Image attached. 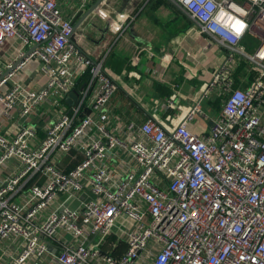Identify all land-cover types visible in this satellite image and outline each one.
Segmentation results:
<instances>
[{
	"label": "built area",
	"instance_id": "built-area-1",
	"mask_svg": "<svg viewBox=\"0 0 264 264\" xmlns=\"http://www.w3.org/2000/svg\"><path fill=\"white\" fill-rule=\"evenodd\" d=\"M174 1L228 51L205 90L221 108L201 134L188 127L206 116L201 100L171 130L113 127L106 55L81 50L59 0H0V50L22 42L0 56V101L18 115L13 134L0 132V264H264V0ZM34 59L45 82L33 89L16 77ZM84 75L39 138L29 118Z\"/></svg>",
	"mask_w": 264,
	"mask_h": 264
},
{
	"label": "crops",
	"instance_id": "crops-1",
	"mask_svg": "<svg viewBox=\"0 0 264 264\" xmlns=\"http://www.w3.org/2000/svg\"><path fill=\"white\" fill-rule=\"evenodd\" d=\"M96 1L59 3L64 15L76 26ZM73 39L93 59L106 55L105 70L118 85L109 105L113 127L156 119L171 130L199 100L206 116L197 115L190 120V130L197 134L206 132L218 117L221 101L211 93L206 95L205 90L228 51L201 32L174 0H103L78 24ZM21 47L20 38L9 40L0 50L2 60L15 58ZM38 66L37 59L30 61L17 81L27 88L43 86L45 78ZM79 83L77 96L84 85ZM75 101L76 98L70 103L66 96L60 102L50 98L40 105L29 118L38 127L37 136L44 137L45 127L69 111ZM17 120L18 115L9 118L5 114L0 101V132L13 134ZM75 155L59 157L58 166L65 170L75 166L82 158L79 153ZM124 248L122 244L117 253Z\"/></svg>",
	"mask_w": 264,
	"mask_h": 264
},
{
	"label": "water",
	"instance_id": "water-1",
	"mask_svg": "<svg viewBox=\"0 0 264 264\" xmlns=\"http://www.w3.org/2000/svg\"><path fill=\"white\" fill-rule=\"evenodd\" d=\"M103 0H97L82 16V19L76 24V26L74 27V31L77 29L78 24L85 18L87 17L98 5H100V3ZM77 98V91L74 90L72 91L68 96H67V101H69L70 103L73 102V99Z\"/></svg>",
	"mask_w": 264,
	"mask_h": 264
},
{
	"label": "trees",
	"instance_id": "trees-1",
	"mask_svg": "<svg viewBox=\"0 0 264 264\" xmlns=\"http://www.w3.org/2000/svg\"><path fill=\"white\" fill-rule=\"evenodd\" d=\"M243 66H244V62H242L241 65L239 66V70H241L243 68ZM236 74H238V73H236ZM87 79H88V75H84L83 77H81L79 79V82H80L79 84L83 85V83H85L87 81ZM238 82L239 81L237 80V83H236L237 85L239 84ZM123 246H124V244H123Z\"/></svg>",
	"mask_w": 264,
	"mask_h": 264
},
{
	"label": "clouds",
	"instance_id": "clouds-1",
	"mask_svg": "<svg viewBox=\"0 0 264 264\" xmlns=\"http://www.w3.org/2000/svg\"><path fill=\"white\" fill-rule=\"evenodd\" d=\"M209 7H211V5H209ZM121 19H124V18L121 17ZM243 27H244L243 24L238 23V24H237V31L239 32L240 29H242ZM163 260H164V257H161V264H163Z\"/></svg>",
	"mask_w": 264,
	"mask_h": 264
}]
</instances>
